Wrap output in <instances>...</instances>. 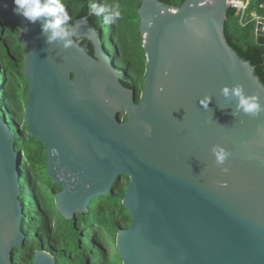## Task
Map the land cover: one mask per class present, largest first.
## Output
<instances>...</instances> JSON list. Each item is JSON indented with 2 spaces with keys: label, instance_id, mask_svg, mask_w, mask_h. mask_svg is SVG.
Masks as SVG:
<instances>
[{
  "label": "water",
  "instance_id": "obj_1",
  "mask_svg": "<svg viewBox=\"0 0 264 264\" xmlns=\"http://www.w3.org/2000/svg\"><path fill=\"white\" fill-rule=\"evenodd\" d=\"M141 1L148 73L137 101L102 28L77 19L70 47L48 44L43 18L28 23L13 0H0V20L20 29L28 134L46 147L47 175L61 187L56 208L73 221L129 177L123 206L132 223L116 237L124 264H264V110L237 113V98L221 93L239 85L264 107V84L227 42L230 0ZM256 42L264 46V21ZM22 164L17 131L0 114V264H15L28 238ZM32 264L57 259L40 250Z\"/></svg>",
  "mask_w": 264,
  "mask_h": 264
},
{
  "label": "trees",
  "instance_id": "obj_2",
  "mask_svg": "<svg viewBox=\"0 0 264 264\" xmlns=\"http://www.w3.org/2000/svg\"><path fill=\"white\" fill-rule=\"evenodd\" d=\"M180 7L186 0H159ZM71 23L87 18L96 28L107 31L106 37L114 42L118 64L128 72L131 83L127 86L136 91L139 101L148 73L146 56L142 47L140 17L141 0H62ZM96 3L105 8L119 5L121 18L114 24L104 21L106 13L99 16L89 11ZM264 20V0H249L241 14L229 8L225 24L228 44L245 61L255 68V74L264 84V46L257 44L256 31L259 21ZM20 29L0 20V114L8 119L17 131V149L23 152L22 191L26 218L24 232L28 238L24 248L16 252L15 264H32L36 251L44 250L57 259V264H124L116 252L111 259L105 235L117 236L132 223L128 210L123 206L130 178L123 183L119 179L113 192L92 201L89 211L78 214L73 221L65 220L55 205V194L61 191L47 175L46 147L28 133L25 111L28 103V84L24 77V51L19 42ZM77 43L90 55L92 44L86 40ZM124 120L127 117L124 116ZM57 215V218H56Z\"/></svg>",
  "mask_w": 264,
  "mask_h": 264
},
{
  "label": "clouds",
  "instance_id": "obj_3",
  "mask_svg": "<svg viewBox=\"0 0 264 264\" xmlns=\"http://www.w3.org/2000/svg\"><path fill=\"white\" fill-rule=\"evenodd\" d=\"M13 12L23 17L28 23L35 24L43 18L41 32L46 34V43L62 42L65 48L70 47L74 41L70 39L76 35V30L71 23V17L62 0H13ZM89 11L93 15L99 16L106 13L104 21L107 24H114L121 18L120 6L113 5L105 8L96 3L89 5ZM163 92V89H160ZM225 98L235 97L238 100L236 112L246 115H257L264 110L255 96H246L243 88L239 85L229 89L227 87L221 90ZM211 97H204L200 104L205 109H209ZM213 155L218 164H223L227 158L225 150L219 146L213 148ZM226 171V170H225Z\"/></svg>",
  "mask_w": 264,
  "mask_h": 264
},
{
  "label": "flooded vegetation",
  "instance_id": "obj_4",
  "mask_svg": "<svg viewBox=\"0 0 264 264\" xmlns=\"http://www.w3.org/2000/svg\"><path fill=\"white\" fill-rule=\"evenodd\" d=\"M96 28V27H95ZM96 30L99 32L100 28H96ZM104 30L102 32L103 35V46L106 48L107 53L110 55V59H112V61H114V59L116 58V68L119 71V75H120V82L122 83V85L124 86V88L127 89H131L129 88L127 85L131 83V80L129 79V75L128 72L123 69L119 64H118V53H117V49L116 46L114 45V42L111 40V36H110V40H108V37H106L104 35ZM81 40V39H80ZM110 42V43H109ZM93 46V45H92ZM93 54H94V47H93ZM123 121L125 122L126 120L123 119Z\"/></svg>",
  "mask_w": 264,
  "mask_h": 264
},
{
  "label": "rangeland",
  "instance_id": "obj_5",
  "mask_svg": "<svg viewBox=\"0 0 264 264\" xmlns=\"http://www.w3.org/2000/svg\"><path fill=\"white\" fill-rule=\"evenodd\" d=\"M104 35L106 36L107 34V31L104 30ZM110 43V42H109ZM122 119H124V117L122 116ZM27 133H28V130H27ZM56 218H57V215H56ZM117 237V236H116ZM116 237L115 236H110V235H105V238L107 240V243H108V246H109V250H110V256H111V259L114 257V259L116 258L117 259V256H116ZM119 263L118 264H121L120 261H118Z\"/></svg>",
  "mask_w": 264,
  "mask_h": 264
},
{
  "label": "built area",
  "instance_id": "obj_6",
  "mask_svg": "<svg viewBox=\"0 0 264 264\" xmlns=\"http://www.w3.org/2000/svg\"><path fill=\"white\" fill-rule=\"evenodd\" d=\"M230 8L237 9L241 14H243L249 5V0H230L229 1ZM264 21V20H263ZM261 21H259L260 23Z\"/></svg>",
  "mask_w": 264,
  "mask_h": 264
}]
</instances>
